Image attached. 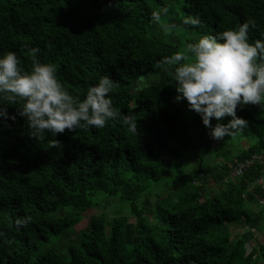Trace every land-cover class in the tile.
I'll use <instances>...</instances> for the list:
<instances>
[{
  "label": "trees",
  "instance_id": "1",
  "mask_svg": "<svg viewBox=\"0 0 264 264\" xmlns=\"http://www.w3.org/2000/svg\"><path fill=\"white\" fill-rule=\"evenodd\" d=\"M164 8L171 34L151 18ZM189 16L200 24H183ZM248 21V42H264V0H0V58L14 52L24 72L33 55L54 65L80 101L108 77L113 108L138 125L132 133L108 120L39 140L17 113L23 101L7 105L0 95L16 117H0V264H264V188L256 183L264 106H237L247 126L234 131L256 142L227 155L201 116L175 99L174 67H158L200 37ZM54 139L60 147H49ZM110 197L129 211L111 213ZM93 208L101 210L81 226ZM18 217L31 222L18 229Z\"/></svg>",
  "mask_w": 264,
  "mask_h": 264
},
{
  "label": "clouds",
  "instance_id": "2",
  "mask_svg": "<svg viewBox=\"0 0 264 264\" xmlns=\"http://www.w3.org/2000/svg\"><path fill=\"white\" fill-rule=\"evenodd\" d=\"M162 12L166 15L168 9L153 11L151 18L166 34H171L176 25L162 23ZM183 24L198 26L200 21L189 16ZM254 26V21H248L238 29L202 36L197 42L189 43L185 52L165 56L158 63L166 71L174 67L175 99L188 102L189 109L201 116L215 140L247 126V120L236 114L238 105L264 106V63H256L257 57L264 60V42H248V32ZM30 51L34 54L39 49ZM20 63L14 52L0 58V95L7 105L23 101L17 113L26 119L31 134L39 140L45 138L46 132L55 137L66 129L103 128L108 120L117 119L128 125L129 132L138 131L134 116L118 113L113 108L110 97L113 85L108 77L90 86L80 101L57 80L54 65L41 64L34 55L30 72H24ZM226 116L231 117L227 124L212 125L213 118L220 121ZM0 117L16 118L10 116L7 106L0 107ZM49 147H60V142L51 140ZM30 222L31 217H18L15 224L19 229Z\"/></svg>",
  "mask_w": 264,
  "mask_h": 264
},
{
  "label": "rangeland",
  "instance_id": "3",
  "mask_svg": "<svg viewBox=\"0 0 264 264\" xmlns=\"http://www.w3.org/2000/svg\"><path fill=\"white\" fill-rule=\"evenodd\" d=\"M222 140H224L223 145H221ZM220 141V143L216 144V148H218L219 150H222L224 152H226L225 154H227V152L230 155H233L237 152H239L241 149L248 147L249 145H251V143H253L254 141L256 142V139L254 138V136H241V134L239 132H235L233 131V133L231 135H226L223 139ZM215 146V144H214ZM228 155V154H227ZM218 160H220V158H218ZM198 165V161L195 160L193 161L190 166L188 167V171L192 172V170H196V167ZM206 165H208V159L204 160V168L206 167ZM114 197V196H113ZM113 197H110V201L108 202V204H106V208H108V210H110L111 213H124L126 214L130 207L128 205V203L126 202H115V199ZM153 199H155V197H153ZM100 203H104V202H100ZM99 206L103 207L102 204H100ZM100 208H93L88 210L85 213L84 216V221H82L81 226H84L87 223V220L89 219V217L94 214V213H99L100 212ZM133 220V218H132ZM236 227L234 228L235 231ZM235 233V232H234ZM236 235V233H235Z\"/></svg>",
  "mask_w": 264,
  "mask_h": 264
},
{
  "label": "built area",
  "instance_id": "4",
  "mask_svg": "<svg viewBox=\"0 0 264 264\" xmlns=\"http://www.w3.org/2000/svg\"><path fill=\"white\" fill-rule=\"evenodd\" d=\"M241 169H242V167H239L238 170L235 171V173L236 172H240ZM256 183L259 184V185H261L264 188V172H263V174L261 176H259L256 179ZM260 203L264 206V196L260 198Z\"/></svg>",
  "mask_w": 264,
  "mask_h": 264
}]
</instances>
